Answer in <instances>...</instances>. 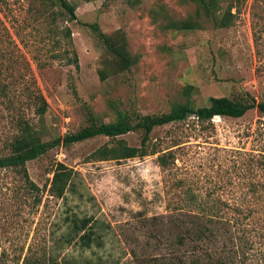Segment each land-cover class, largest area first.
<instances>
[{
	"label": "rangeland",
	"instance_id": "rangeland-1",
	"mask_svg": "<svg viewBox=\"0 0 264 264\" xmlns=\"http://www.w3.org/2000/svg\"><path fill=\"white\" fill-rule=\"evenodd\" d=\"M182 1L69 0L76 6L77 20L68 22L65 17L42 16L41 1L0 0L1 28L25 55L16 64L0 61V85L10 86L9 97H0V155L11 152L10 142L19 134L18 118L27 120L43 141H62L89 123V112L110 122L116 119V108L157 115L177 103L191 100L200 107L211 97H233L244 90L264 102V0H223L224 9L232 1L240 9L229 28L203 20L204 28L197 31L161 29L154 11L164 6L173 18H186L195 8ZM92 23L107 34L125 33L138 64L102 81L99 71L106 50L87 26ZM75 56L78 69L72 62ZM38 93L49 105L43 117L32 99ZM121 138L140 147L143 132ZM108 141L100 136L70 146L55 144L29 161L30 178L39 191H30L13 169L0 170V264H61L79 255L81 245L73 238L85 218L119 223L107 228L108 233L112 229L122 237H142L137 250L152 247L160 255L159 264H175V255L184 254L189 264L198 258V264L210 263L206 251L213 261L225 251L229 264H264V213L248 216L245 223H215L217 242L200 243L198 253H192L196 242L191 239L179 244L176 230L177 224L188 229L193 224L170 219L173 210L192 209L191 193L212 195L233 206L240 203L246 214L255 209L251 183L264 182V168L253 166V157L264 159L260 111L241 118L217 116L204 124L192 117L156 127L148 142L150 155L93 161L92 153ZM166 153L171 156L164 168L158 156ZM57 163L74 171L63 198L50 194ZM95 231L100 230L95 226ZM110 240V234L102 236L95 247L110 248Z\"/></svg>",
	"mask_w": 264,
	"mask_h": 264
},
{
	"label": "trees",
	"instance_id": "trees-1",
	"mask_svg": "<svg viewBox=\"0 0 264 264\" xmlns=\"http://www.w3.org/2000/svg\"><path fill=\"white\" fill-rule=\"evenodd\" d=\"M41 1L43 9L40 10L42 16L48 14L52 20L59 17H65L66 21L72 22L77 20L76 6L69 0H36ZM223 0H183L182 2L192 4L194 12L186 18L175 19L169 15L164 6L160 10L154 11V21L164 31H197L204 28L203 20H210L217 28L231 27L237 16L240 14L238 5L232 1L224 9ZM236 9V11H235ZM0 10H4V4L0 2ZM161 19V20H160ZM1 20V19H0ZM0 21V61L9 60L10 63H19L25 58L20 46L8 33L1 28ZM91 28L99 42L106 50L103 61V68L99 71L102 81H106L111 75H119L130 71L139 62V56L133 55L128 47V40L125 33L107 34L101 31L98 23L87 25ZM66 36H71V30L66 27ZM20 33V32H19ZM20 35V34H19ZM18 36V35H17ZM21 36V35H20ZM21 43L23 44V38ZM17 55V57L15 56ZM79 68L78 57L72 60ZM8 85H0V97H9ZM34 101L39 103L38 112L43 117L48 110V102L43 94L38 93L32 96ZM257 109L264 115V102H260L248 91H240L233 97H211L209 104L205 106H196L191 100L177 103L170 112L157 115H141L138 112H128L116 108V119L110 122L100 120L92 112H89L88 124L76 132H70L64 137L54 141H43L40 133L25 119L18 118L19 134L10 142L11 152L0 155V170L13 169L19 175L25 178L28 188L31 191H39L40 188L32 181L27 168V163L39 158L41 155L52 149L55 144L70 146L75 143L84 142L96 137H107L109 141L103 146L96 149L91 159L93 161H120L132 158H143L148 155V142L151 133L156 127L168 124L180 123L194 117L198 123L204 124L212 121L216 116L228 118H241L249 111ZM142 131L143 139L140 147L130 146L127 141L121 137L134 132ZM168 156L163 154L158 156L160 166H168ZM255 168H264V159L253 157ZM252 159V160H253ZM74 171L64 163H57L54 170V177L50 187V194L54 197L63 198L72 183ZM251 195L257 198V206L250 208L246 214L240 203L231 205L230 202L221 198L215 199L212 195L200 198L194 193L188 195V200L192 209L171 211V223H192L193 228L188 229L186 226L177 224L176 230L179 233V244L185 245L187 239L196 242L193 246L192 253H198L200 243L211 246L217 242L219 229L215 223H245L249 216L256 213H264V182L255 181L251 183ZM37 203L41 200L36 197ZM258 206H262L259 208ZM242 216V217H241ZM238 217H241L240 219ZM238 218V219H237ZM83 227L92 223L91 218L82 220ZM197 251V252H196ZM207 252L210 263L206 264H229L228 256L224 254L218 256L213 261L214 256ZM187 253V252H186ZM186 255H175V264H189L186 261ZM198 260H200L198 258ZM197 259H193L192 264H198ZM23 264H27L26 262ZM38 264V263H36Z\"/></svg>",
	"mask_w": 264,
	"mask_h": 264
},
{
	"label": "crops",
	"instance_id": "crops-1",
	"mask_svg": "<svg viewBox=\"0 0 264 264\" xmlns=\"http://www.w3.org/2000/svg\"><path fill=\"white\" fill-rule=\"evenodd\" d=\"M118 224L89 223L87 226L80 228L79 234L73 238L74 243L78 242V245H81L80 254L66 257L61 261V264H159L160 255L154 252L152 247L145 252L137 250V245L142 241V237H122L115 235L112 229L110 233L107 232V228L114 229ZM95 226L100 231L96 232ZM107 234L111 236L112 246L110 248L95 247L96 240ZM63 256H66V254L63 253Z\"/></svg>",
	"mask_w": 264,
	"mask_h": 264
},
{
	"label": "built area",
	"instance_id": "built-area-1",
	"mask_svg": "<svg viewBox=\"0 0 264 264\" xmlns=\"http://www.w3.org/2000/svg\"><path fill=\"white\" fill-rule=\"evenodd\" d=\"M215 118H217V116Z\"/></svg>",
	"mask_w": 264,
	"mask_h": 264
}]
</instances>
